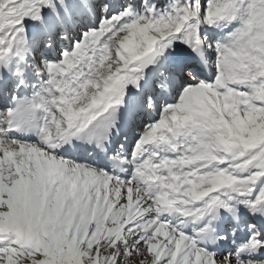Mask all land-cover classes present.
I'll list each match as a JSON object with an SVG mask.
<instances>
[{
	"label": "snow or ice",
	"instance_id": "1",
	"mask_svg": "<svg viewBox=\"0 0 264 264\" xmlns=\"http://www.w3.org/2000/svg\"><path fill=\"white\" fill-rule=\"evenodd\" d=\"M0 264H264V0H0Z\"/></svg>",
	"mask_w": 264,
	"mask_h": 264
}]
</instances>
